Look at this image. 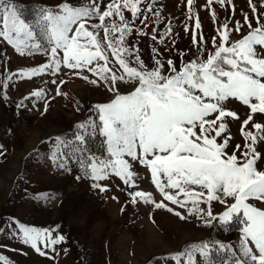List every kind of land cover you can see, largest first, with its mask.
I'll return each mask as SVG.
<instances>
[{
	"label": "snow or ice",
	"instance_id": "1",
	"mask_svg": "<svg viewBox=\"0 0 264 264\" xmlns=\"http://www.w3.org/2000/svg\"><path fill=\"white\" fill-rule=\"evenodd\" d=\"M186 3V21H194V29L187 22L183 26L191 34L192 58L186 61L190 50L180 49L176 59L165 58L154 46L149 65L128 40L134 32L150 35L154 45L157 41L165 45L172 37L171 21L163 32L155 27L150 33L145 30L150 24L165 23L157 0H61L58 6H40L30 22L22 17L23 5L0 0V40L21 57L45 58L39 65L10 71L6 66L10 58L6 51L0 52V102L10 99V88L19 82L45 76L43 87L16 102L17 111L28 110L29 104L36 110L43 105L40 114L45 115L56 98L67 99L62 86L68 81L62 76L103 88L112 98L89 105L88 117L73 125L71 137L67 133L48 137L41 142L47 150L34 149L28 158L45 161L65 174L78 164L75 179L91 181L90 188L99 193L110 190L103 182L118 178L128 197L122 212L129 204L150 206L181 221L194 218L205 228L225 227L242 216L238 243L214 237L189 242L182 250L154 257L151 264H214L213 253L226 254L224 264H264V208L256 206L264 204L260 167L264 154L258 150L264 143V12L259 11L264 3L258 6L247 0L250 14L243 12L242 20H237L233 0H206L203 8L209 10L215 31L211 38L203 35L195 0ZM213 5L226 12L222 23ZM234 34L240 38L233 39ZM175 44L172 39V48L165 50L170 53ZM49 85L55 89L52 94ZM121 85L132 90L121 93ZM233 102L248 109L243 119L230 107ZM73 104L77 113L84 108L78 99ZM256 115L262 119L256 121ZM230 121L240 123L242 145H232ZM97 135L104 138L99 153L88 144ZM137 165L146 175L136 171ZM147 174L153 190L140 188ZM55 198L48 193L35 197L45 203ZM112 199L118 202L117 197ZM214 202L224 210L214 214ZM0 219V234L7 233L58 264L57 247L67 240L59 232L61 225L37 227L15 217ZM0 264H10L8 257L0 254Z\"/></svg>",
	"mask_w": 264,
	"mask_h": 264
},
{
	"label": "rangeland",
	"instance_id": "2",
	"mask_svg": "<svg viewBox=\"0 0 264 264\" xmlns=\"http://www.w3.org/2000/svg\"><path fill=\"white\" fill-rule=\"evenodd\" d=\"M4 2L23 5V8L29 6L31 12L30 14L26 12L27 18H23L30 22L35 19L40 6H58L61 0H4ZM147 2L151 3V0ZM253 2L259 6L264 0ZM205 4L206 0H195L194 7L202 22L203 35L211 38L215 34L214 24L209 10L203 8ZM233 4L235 19L242 20L243 12L250 14L247 0H233ZM156 7L160 9L161 18L165 23L150 24L145 30L150 33L155 27L159 32H163L166 23L171 21L172 37L166 39L165 45H160L159 41L154 45L150 35L140 37L134 32L128 40L129 45L135 43L140 49L142 59L149 65L151 49L154 46L159 48L165 58L173 59H176V49L190 50L184 59L186 61L191 59L195 49L191 46V34L185 33L183 26L187 22L194 29V21H186L188 7L186 0H157ZM213 8L217 12L218 23H222L226 12L219 5H213ZM259 11L264 12V9ZM230 13L231 6L228 8V14ZM125 14L126 18H131L130 13L126 11ZM140 27L143 28V25ZM232 38L240 37L234 34ZM38 39L43 42V37L38 36ZM172 39H175L176 44L169 53L165 49L172 48ZM4 51L7 58H10L6 65L10 71L36 66L45 60L41 55L21 57L11 46L0 40V52ZM60 78L68 81L62 86V91L68 94V98H56L51 102L45 115L40 114L43 105L36 110L29 104L28 110L17 111L15 104L32 90L43 87L42 80L48 79L47 76L19 82L10 88L8 93L10 99L0 102V145L3 146L4 152L0 155V217H15L21 222L37 227L61 225L59 232L66 234L67 240L57 247L60 253L56 258L58 264H151L154 257L182 250L189 242L214 237L222 242L238 243L242 216L234 217L225 227L205 228L198 226L194 218L181 221L166 210L153 211L150 206L137 205L133 208L129 204L122 212L121 208L128 197L126 192L121 190L124 186L118 178L113 177L103 182L110 190L99 193L90 188L91 181L78 182L75 179L79 174L78 164L73 165L70 174H65L45 161L38 163L35 159L28 158L34 149H40L41 152L47 150L48 145L41 142L48 137L65 133L71 137L73 125L88 117L89 105L106 103L112 98L103 88H95L79 77ZM49 88L50 94L54 93V87L49 85ZM131 90L129 85L120 86L121 93L126 94ZM74 99H78L84 105L80 113L74 110ZM230 107L238 112L241 119L248 111L246 106H241L238 102H233ZM254 119L260 121L262 117L256 115ZM239 128L238 121H230V132L234 137L231 141L233 146L243 144ZM103 139L99 135L89 138L88 144L93 152L101 151ZM258 150L264 154V143L258 146ZM69 163L72 164L71 158ZM260 167L264 169V163H260ZM136 171L141 176L146 175L141 166L137 165ZM147 175V179L140 181V188L153 190L150 174ZM22 176L24 179H21ZM44 193L54 194L56 198L47 203L35 199L37 195ZM113 196L118 198V202L112 199ZM155 198L161 199L158 195H155ZM256 206L264 208V204L261 203H257ZM213 210L214 214H218L224 210V206L214 202ZM150 214L154 223L149 219ZM2 223L3 220L0 219V224ZM233 226L235 228H232ZM0 245H7V248H0V254L8 257L10 264H54L53 260L41 257L29 247L10 239L7 233L0 234ZM65 248L68 250L66 254L63 251ZM212 259L214 264H224L226 254L213 253Z\"/></svg>",
	"mask_w": 264,
	"mask_h": 264
},
{
	"label": "trees",
	"instance_id": "3",
	"mask_svg": "<svg viewBox=\"0 0 264 264\" xmlns=\"http://www.w3.org/2000/svg\"><path fill=\"white\" fill-rule=\"evenodd\" d=\"M28 8H29V6L26 8H22V10H21L22 11V17L27 18L26 12H28V14H30L31 10H29ZM232 228H235V227L233 226Z\"/></svg>",
	"mask_w": 264,
	"mask_h": 264
}]
</instances>
